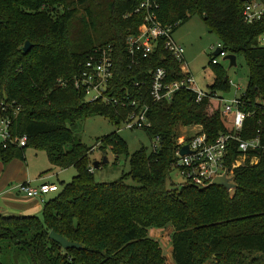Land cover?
Instances as JSON below:
<instances>
[{"label":"trees","instance_id":"1","mask_svg":"<svg viewBox=\"0 0 264 264\" xmlns=\"http://www.w3.org/2000/svg\"><path fill=\"white\" fill-rule=\"evenodd\" d=\"M142 1L0 0V117L7 105L12 137L27 139L23 148L5 149L0 144V162L23 161L24 151L33 148L45 152L54 168L76 171L70 183L44 202L40 218L0 214V264H5L4 242L27 251L32 264H169L160 243L148 235L150 229L167 227L173 230L174 264H258L261 258L253 256L264 257V151L248 156L249 162L257 159L256 164L234 169L232 191L171 181L179 127L200 126L209 143L232 129L221 110L210 115L209 99L198 103L189 89L178 91L170 103L151 101L153 71L165 69L169 82L184 75L162 42L147 59L130 67L126 39L144 22L145 14L135 13ZM153 1L163 26L174 32L179 24L199 16L224 52L244 57L249 81L241 101L253 116L241 137L249 140L258 131L264 133V109L259 108L264 103V49L257 45L264 17L245 24L248 0ZM97 21L96 34L103 27L104 31L94 39L89 26L94 30ZM26 42L32 46L28 53L23 52ZM105 46L113 49L109 96L147 104L151 127L145 131L152 140L160 138L161 148L157 153L142 148L129 156L116 133L103 138L100 150L110 148L116 156H127L130 171L117 182L99 184L92 149L76 142L70 127L94 115L115 126L127 118V109L101 101L86 103L73 85L95 50ZM218 91H230L220 69L210 88L211 93ZM237 156L232 148L230 169ZM128 180L136 186L127 185ZM51 231L80 244L82 250L62 249L49 239Z\"/></svg>","mask_w":264,"mask_h":264},{"label":"built area","instance_id":"2","mask_svg":"<svg viewBox=\"0 0 264 264\" xmlns=\"http://www.w3.org/2000/svg\"><path fill=\"white\" fill-rule=\"evenodd\" d=\"M157 8V3L153 0H143L135 11V13L143 12L145 17L138 32L126 39L130 67L138 65L142 59H147L154 53L159 43L162 42L165 50L180 64V70L184 77L180 80L169 82L167 71L163 68L156 69L151 73L152 80L149 98L154 103H170L178 91L189 89L196 94L198 103L209 99L210 102L215 101L222 104L221 112L223 116L231 120V132L221 134L213 143H209L206 136L201 132L189 138L178 140L172 168L179 172L186 183L204 188L213 185V181L217 177L224 175L227 178L232 177L234 169L239 167L238 163L241 157H248L251 153L264 151V133L261 130L249 140L242 139L241 135L245 128V122L253 116V113L245 111L241 101L242 96L227 102L218 96L217 93H211L210 91L205 93L194 89V81L184 65L185 50L182 45L172 38V28L163 26L158 21L155 14ZM243 17L247 25L260 22L264 17V2L248 0L245 4ZM257 45L259 48L264 49V32L259 35ZM218 50L221 51L219 57L225 58L227 56L221 45ZM212 64L217 65L218 61L214 59ZM113 78V49L111 46H105L95 50L85 64L83 71L73 79V85L83 93L86 103L101 101L113 107L129 110L127 118L123 122L127 129H149L151 123L147 117L149 113L147 104L139 99H133V97H124V99L120 100L109 96V87ZM62 85L64 84L62 83ZM236 88L237 90L240 89L238 86ZM261 104L263 107L259 108L263 110L264 103ZM15 112L17 113L18 111ZM2 113L3 116L0 117V144L2 147L5 149L8 145L18 148L25 147L27 143L26 137L13 138L11 135L12 119L8 114L7 105L3 106ZM260 124L261 122H258V125ZM152 143L151 152H159L161 148L160 138L155 137ZM186 146L188 147V153L181 155L182 149ZM232 148H235L238 156L230 169L227 162ZM17 191L30 199H38L44 203V198L58 192V186L43 183L33 187L31 183H21L17 186Z\"/></svg>","mask_w":264,"mask_h":264},{"label":"rangeland","instance_id":"3","mask_svg":"<svg viewBox=\"0 0 264 264\" xmlns=\"http://www.w3.org/2000/svg\"><path fill=\"white\" fill-rule=\"evenodd\" d=\"M84 12V9L81 10V14H84ZM103 13H106V11L104 10ZM95 24L96 27L94 30L90 26L89 29L91 36L94 39H97V34L103 33L104 27L96 34V30L99 29L98 21L95 22ZM172 38L178 44L182 45L185 50L184 65L189 70L194 81V89L208 93L214 82L215 71L220 69L226 74L230 83V91H218V96L224 101L230 102L236 97H241L245 93L249 81V68L244 57L242 55L236 56V67L230 68L229 61L224 60V57L215 56V52L220 48L219 41L214 34L209 33L206 25L199 16H193L187 22L179 24L174 30ZM228 55L230 54L227 53V56ZM213 59L218 61V66L212 64ZM236 86L240 89L237 90ZM220 110H222V104L215 101L210 102L208 109L210 115L215 111L217 112ZM224 120L226 125L231 129V120L226 117ZM70 128L76 142H81L87 148L92 149V163H98L101 165L98 169L93 167L95 181L99 184L117 182L130 171L127 156H116L110 148H107L105 152L100 150L101 140L103 138L116 133L126 143L129 156H132L142 148H145L148 153H151L152 151L153 140L148 136L146 131L143 129H127L123 122L120 126H115L108 119L94 115L77 122ZM201 131L202 128L200 126L188 128L179 127L177 129L178 139L180 141L183 138H189ZM104 153H106V159L108 160V163L106 164H103ZM257 162L258 160L255 158L251 159L249 162V157L244 156L240 158L238 165L239 167L244 166L247 163L253 165ZM18 165L22 167L23 172H29L30 176L36 180L46 176H53L51 182L57 184L60 191L63 189L64 184L70 183L76 175L74 169L61 171L54 168L49 162L45 152L37 151L33 148H27L24 151V160H18ZM4 166L5 164L0 162L1 171ZM171 181L177 186L185 183L179 172L176 170L171 174ZM126 184L129 186H136L132 180L126 181ZM56 195L57 194L47 196L44 202L50 200ZM21 198L23 199V197ZM41 215L42 210L34 216L40 218ZM172 231L171 227H167L164 230L150 229L148 233L150 238L160 243L163 254L169 264H174L172 258V243L170 239ZM2 248V260L5 264H32L30 255L27 251L19 250L9 242H4ZM258 257L261 258L258 264H264V257L258 254L254 255L252 259Z\"/></svg>","mask_w":264,"mask_h":264},{"label":"crops","instance_id":"4","mask_svg":"<svg viewBox=\"0 0 264 264\" xmlns=\"http://www.w3.org/2000/svg\"><path fill=\"white\" fill-rule=\"evenodd\" d=\"M187 71L189 73L188 69ZM52 178L53 176H46L39 180L32 178L29 172L22 171V167L18 165V160L5 164L0 172V214L17 217L37 215L39 211L43 210L44 203L41 200L30 199L20 194L17 191V186L21 183H31L33 187L43 183L55 184L51 182ZM43 201H45V198Z\"/></svg>","mask_w":264,"mask_h":264},{"label":"water","instance_id":"5","mask_svg":"<svg viewBox=\"0 0 264 264\" xmlns=\"http://www.w3.org/2000/svg\"><path fill=\"white\" fill-rule=\"evenodd\" d=\"M31 48H32L31 44L29 42H26L23 48V52L28 53L31 50ZM220 54H221V51L217 49V51L215 52V56H219ZM224 60L229 61L230 68L236 67V56L235 55H228L225 57ZM187 153H188V147L186 146L182 149L181 155H185ZM106 163H108V160L106 159V153H104L103 164H106ZM93 167L95 169H98L100 168V164L94 163ZM213 185L217 187L225 188L228 191H232L235 189V184L232 182V179L227 178L226 175L215 178L213 181ZM5 217H17V216H5ZM19 217H25V216H19ZM49 239L52 242L58 244L64 250H82V246L80 244L68 241L67 239L57 234L55 231L50 232Z\"/></svg>","mask_w":264,"mask_h":264}]
</instances>
